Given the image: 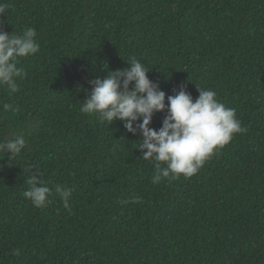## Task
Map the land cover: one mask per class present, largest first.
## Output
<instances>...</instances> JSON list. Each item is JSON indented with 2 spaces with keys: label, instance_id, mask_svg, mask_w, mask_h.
<instances>
[{
  "label": "trees",
  "instance_id": "trees-1",
  "mask_svg": "<svg viewBox=\"0 0 264 264\" xmlns=\"http://www.w3.org/2000/svg\"><path fill=\"white\" fill-rule=\"evenodd\" d=\"M0 3V29L34 27L40 45L17 65L18 91L0 86V141H27L11 161L0 152V264H264V0ZM130 57L166 104L182 85L194 102L212 89L247 132L191 178L153 184L142 136L80 112L89 81ZM37 170L53 193L72 190L71 213L58 196L45 208L24 198Z\"/></svg>",
  "mask_w": 264,
  "mask_h": 264
},
{
  "label": "clouds",
  "instance_id": "clouds-1",
  "mask_svg": "<svg viewBox=\"0 0 264 264\" xmlns=\"http://www.w3.org/2000/svg\"><path fill=\"white\" fill-rule=\"evenodd\" d=\"M8 7L0 3V15ZM36 37V29L31 26L25 28L22 34H10L0 29V86L6 87L12 94L18 91L17 78L25 75L24 69L17 66L21 58L40 50ZM126 61L129 68L116 69L102 80L89 81L91 88L82 101L80 112L96 115L109 125L114 120L123 121L128 132L142 136V142H138L137 147L143 159L154 165L153 184L167 178L177 179L181 175L185 179L191 178L232 140L234 134L247 132L237 118L236 110L221 103L214 90L197 86L199 96L194 102L182 85L174 95H167L166 104V93L147 75L150 69L135 57ZM3 109L19 110L11 104H4ZM165 110L162 126L158 130L150 127L154 114ZM26 147L24 136L0 141V152L5 153L9 161L18 157ZM27 184L29 187L23 196L35 207L45 208L53 202L54 196H58L64 208L71 213L70 188L57 186L53 193L41 170L31 174ZM129 202V199L118 201L120 205ZM131 202H138V198ZM13 255L19 256L20 249H14Z\"/></svg>",
  "mask_w": 264,
  "mask_h": 264
}]
</instances>
